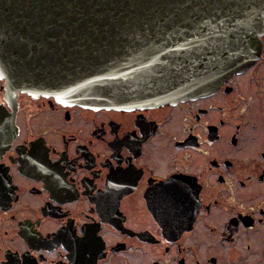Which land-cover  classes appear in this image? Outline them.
Instances as JSON below:
<instances>
[{
	"label": "flooded vegetation",
	"instance_id": "1",
	"mask_svg": "<svg viewBox=\"0 0 264 264\" xmlns=\"http://www.w3.org/2000/svg\"><path fill=\"white\" fill-rule=\"evenodd\" d=\"M258 39L217 86L145 109L66 105L2 70L0 264H264Z\"/></svg>",
	"mask_w": 264,
	"mask_h": 264
},
{
	"label": "water",
	"instance_id": "2",
	"mask_svg": "<svg viewBox=\"0 0 264 264\" xmlns=\"http://www.w3.org/2000/svg\"><path fill=\"white\" fill-rule=\"evenodd\" d=\"M228 2L221 12L216 0H0L1 71L16 88L66 105L172 104L258 57L262 32L250 31L248 17L264 0Z\"/></svg>",
	"mask_w": 264,
	"mask_h": 264
},
{
	"label": "snow or ice",
	"instance_id": "3",
	"mask_svg": "<svg viewBox=\"0 0 264 264\" xmlns=\"http://www.w3.org/2000/svg\"><path fill=\"white\" fill-rule=\"evenodd\" d=\"M216 7L219 8L221 12L225 11L229 7L228 0H216ZM251 11V9H249ZM260 12V16L248 17L252 21V24L249 25L250 31L255 33L260 31L264 33V28L256 27V25H264V5L260 9H257ZM0 78H3V72L0 71ZM162 198L167 207H170L174 212H179L180 206L182 205L185 198V191L179 184L170 185L164 193H162Z\"/></svg>",
	"mask_w": 264,
	"mask_h": 264
}]
</instances>
